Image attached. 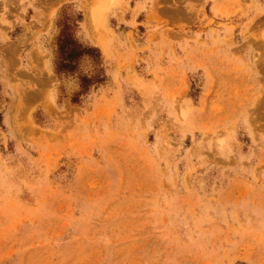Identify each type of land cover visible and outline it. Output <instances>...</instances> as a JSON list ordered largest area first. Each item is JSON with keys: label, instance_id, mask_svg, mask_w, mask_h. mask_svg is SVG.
<instances>
[{"label": "rangeland", "instance_id": "374dc122", "mask_svg": "<svg viewBox=\"0 0 264 264\" xmlns=\"http://www.w3.org/2000/svg\"><path fill=\"white\" fill-rule=\"evenodd\" d=\"M0 264H264V0H0Z\"/></svg>", "mask_w": 264, "mask_h": 264}, {"label": "trees", "instance_id": "16d2710c", "mask_svg": "<svg viewBox=\"0 0 264 264\" xmlns=\"http://www.w3.org/2000/svg\"><path fill=\"white\" fill-rule=\"evenodd\" d=\"M61 20V21H60ZM58 22L59 32L55 40L56 59L54 63V72L57 76H70L77 72L79 62L84 59H90L95 66L99 65L100 52L96 47L81 43L74 35V28L82 20L80 14L75 19L70 20L63 15ZM103 81L100 73L89 76L81 74L78 76V91L71 98L72 104H80L81 97L88 94L91 87H94Z\"/></svg>", "mask_w": 264, "mask_h": 264}, {"label": "bare ground", "instance_id": "6f19581e", "mask_svg": "<svg viewBox=\"0 0 264 264\" xmlns=\"http://www.w3.org/2000/svg\"><path fill=\"white\" fill-rule=\"evenodd\" d=\"M115 1V0H114ZM93 12V11H92Z\"/></svg>", "mask_w": 264, "mask_h": 264}]
</instances>
